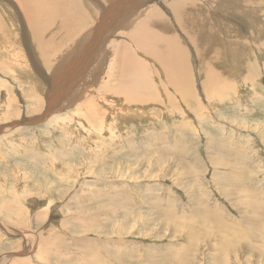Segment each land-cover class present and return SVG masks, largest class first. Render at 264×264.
<instances>
[{"label": "rangeland", "instance_id": "obj_1", "mask_svg": "<svg viewBox=\"0 0 264 264\" xmlns=\"http://www.w3.org/2000/svg\"><path fill=\"white\" fill-rule=\"evenodd\" d=\"M134 1L118 9L122 14L111 33L107 28V42L94 48L86 73L63 83L65 102L53 113L61 120L69 113V121L50 123L38 109L44 106L46 79L60 61L82 60L81 49L88 54V29L97 24L100 8L96 0H0V264H264V54L250 55L247 74L235 70L225 39L218 60L200 45L206 35L214 37L210 26L201 30L193 24L191 38L164 2L153 7ZM195 2L203 14L215 6V19L227 13L222 17L229 23L246 26L251 17L242 12L244 3L233 0ZM152 7L158 12L160 7L165 21L147 31L172 34L184 52L188 70L182 71L181 93L159 61L129 41L128 33ZM215 19L203 23L214 27ZM224 30L248 42L245 32L252 29ZM218 32L224 37L221 28ZM122 44L145 63L143 71L155 83L149 94L144 83L125 91L116 86L121 77L115 63L129 53ZM78 59L70 72L81 68ZM204 64L220 76L204 71ZM92 75L96 80L86 85L93 88L84 90L80 81ZM129 95L133 101L126 100ZM6 98L11 103L3 112ZM127 108L140 114L120 117Z\"/></svg>", "mask_w": 264, "mask_h": 264}, {"label": "bare ground", "instance_id": "obj_2", "mask_svg": "<svg viewBox=\"0 0 264 264\" xmlns=\"http://www.w3.org/2000/svg\"><path fill=\"white\" fill-rule=\"evenodd\" d=\"M102 1V0H101ZM130 1V3H132L133 2V0H113L111 3H110V1L109 2H107L106 3V5H104V4H102V3H99L100 1L99 0H96V2H97V5H98V7L100 8V12H99V19H98V21H97V24L95 25V26H90V29H88L89 31V35H90V38L88 39L89 40V42H88V44H87V46L86 47H84V46H80L81 48L82 47H84V48H87L88 49V54L86 53V49L84 50V49H81L80 50V54H79V56H80V58H82V60H79L78 58H76V60L78 59L80 62V64H79V66H81V68L79 67L78 69L76 68L75 69V67H74V69L73 70H71V72H70V69H71V67H73V66H76V64H75V57L73 58L72 56H70V58L69 59H66V60H64V61H60L58 64H57V66L56 67H54V69H53V71L51 72V74H50V76H49V78H47V76H46V80H47V84H45L43 87H45V86H47V90H46V93H45V101L44 102H42V103H44V106H42V104H40V107L38 108V109H40L39 110V112H41V113H43V115H44V118H42V120H44L45 118H47V117H49L50 116V120H49V122L50 123H58V122H61V123H65V121H63L64 120V117L68 120V119H70L69 117H68V115H69V113H65L64 112V114L65 115H67V116H64L63 117V120H61V117H58V116H54V113H53V111H55V110H59V107H57L59 104H62L63 102H65V101H62L63 99H65L66 97L64 96V98H62V95H63V92L64 91H61V88L63 87V83H69V82H71V81H77V78H78V76H79V74H80V72L82 71V72H85L86 73V71H87V69H88V67H89V64L90 63H88V62H91V60L93 59V53H95V52H97V47H98V45L100 44V41L101 42H107V41H105L106 40V37H107V33H108V31H107V28L109 29V31L111 30L110 29V27L113 25V24H115V21L119 18V16H120V13L122 12V11H120L119 13H117L118 12V9L119 10H121L120 8H122L123 7V5L125 4V3H128ZM140 2V1H143L144 2V0H135L134 2ZM212 2H213V0H211ZM235 3H237V4H242V3H244V5H245V7H242L244 10H242V12H245L246 13V15H249V16H251L252 17V19H250L251 17H247V18H245L246 19V26H244V22L243 23H241L240 21H233V23H229L230 21V19H228V21H227V19L225 20L222 16H228V14L227 13H225L226 12V9H223V12L225 13V14H221L220 15V19L218 18V19H215V17H216V12H217V9H216V7L215 6H213V7H211L209 10H208V12L209 13H205V14H203V11L202 10H199V7H197V3L195 2V0H170V2H168L167 0H145V2H150V3H152L153 4V7L155 6L154 4H156L157 6H160L163 2L170 8V13L171 14H173V17H174V19L176 20V22L178 23V26H179V28H182V30L183 31H185L186 32V34H188L189 35V37H194V33L191 31V26L194 24V25H198V26H200L202 29L201 30H204V28H205V26L206 25H208V27L212 30V31H209L208 29V34H209V32H213V35H214V37L213 38H211L210 36L208 37V35H206V38H205V40L203 41V42H201V44L200 45H203V47H208L209 49H210V56L213 58V60H218L219 58H221V55L222 54H220L222 51H221V48L219 47V43H220V41H222V40H224L225 39V43H226V49H227V55L229 56L228 58V61H229V63H230V66L232 67V68H234L235 70H236V68L235 67H238V68H242L243 69V71H246V74H247V68L249 69V67L251 66H249V62L251 63V61H249L248 62V58H250V55H253L252 57H255L256 55L257 56H261V55H263L264 54V52L261 50V49H263L264 50V47L263 48H259L258 46V44H262V43H264V32H263V36H262V33L261 32H259L260 30L261 31H264V21H262L261 20V23L259 22V18H258V14H260V12L262 13V11H261V9H263L264 10V0H233ZM23 2V1H22ZM90 2V1H89ZM94 2V1H93ZM215 2H216V0H215ZM214 2V3H215ZM54 3V2H53ZM59 3H61L60 1H59ZM109 3V4H108ZM50 4H52V3H50ZM90 4H92L91 2H90ZM134 4H136V3H134ZM96 5V4H95ZM101 5H103V6H101ZM29 6V5H28ZM54 6H55V3H54ZM62 6H63V4H62ZM146 6V5H145ZM191 6H193L194 8H192ZM17 7V6H16ZM58 7V6H57ZM57 7H55V8H57ZM92 7V6H91ZM95 7V6H94ZM109 7V9H107ZM132 7V6H131ZM130 7V8H131ZM152 7V10L147 14V16L144 18V19H142L139 23H138V27H137V29L135 30H132L130 33H128L129 34V38H130V42H131V44H132V46H134V48H135V46L136 47H138L139 48V50L142 52V53H145V55H149V56H151V57H153V58H156L158 61H159V63H160V65H162V68H163V70H164V74H165V76H166V79H167V81L171 84V85H173L174 87H175V89L179 92V93H181V90L183 91L185 88H184V83H182V71L185 69V66H186V60H185V55H184V52H182L181 51V45H180V43H179V41L177 40V38L176 37H174V36H172V34H168V36H166V37H163V36H158V35H154L153 33L151 34V33H149L147 30H148V28L150 27V25H152L153 23H155L156 21H158V20H160L159 22H162V23H164V18L161 16V14L159 13L160 12V7H159V12L157 11V9H156V7H155V10H154V8ZM167 7V8H168ZM260 7H262V8H260ZM44 9H45V7H43ZM60 8H61V6H60ZM158 8V7H157ZM21 9V8H20ZM58 9V8H57ZM132 9V8H131ZM47 10H49L48 8H47ZM53 9H51V11H52ZM25 11V10H24ZM99 11V10H98ZM128 11H130V9H128ZM162 11V10H161ZM12 12V11H11ZM10 12V13H11ZM27 12V11H26ZM48 12V11H47ZM50 12V11H49ZM125 12V11H124ZM136 12H137V10H136ZM135 12V13H136ZM27 13H29V12H27ZM26 13V14H27ZM112 13H114V17H112ZM125 13H127V12H125ZM147 13V12H146ZM122 14V13H121ZM241 14H243V13H241ZM256 15V17H253L254 15ZM43 15V14H42ZM42 15H40L39 14V17L40 16H42ZM212 15L214 16V19L216 20L215 22V24H217L218 26H219V28H221V30H223V33H224V37H220L219 35V32H218V27H217V31L215 30V28L214 27H216V26H212L214 23H212V24H209V23H203V21L204 20H207V18L209 17V16H211L212 17ZM218 15V14H217ZM258 15V16H257ZM30 16H33L32 14L30 15ZM46 16V15H45ZM54 16V15H53ZM34 17H36V16H34ZM59 17H60V15H59ZM106 17H107V19H109V21L107 20V23H105L106 22ZM25 19H26V17H24ZM46 18H48V17H46ZM61 18V17H60ZM114 18V19H113ZM172 18V17H171ZM230 18V17H229ZM243 18H244V16H243ZM23 21V20H22ZM27 21V20H26ZM37 21V20H36ZM35 21V22H36ZM44 21H45V19H44ZM51 21V20H50ZM46 22V21H45ZM112 22H114L113 24H112ZM26 23H29V24H31L30 22H26ZM49 23V22H48ZM158 23V22H157ZM28 24V25H29ZM43 24V23H42ZM50 24V23H49ZM249 24L251 25V26H249ZM27 25V24H26ZM32 25V24H31ZM51 25V24H50ZM52 25H54V24H52ZM165 25L166 26H168L167 25V23H165ZM117 26V25H116ZM26 27V26H25ZM30 27V26H29ZM33 27V26H32ZM46 27V26H45ZM248 28V29H252V30H248V31H246L245 33L247 34V36H250V38L249 39H247L248 40V42L246 41V40H244L243 41V39H245V38H243L242 40H239V39H237L234 35H226L225 34V30L224 29H226V30H228V31H231V30H238V29H244V28ZM1 28H2V26H1ZM47 29L48 28H52V27H46ZM31 29V28H30ZM129 29V28H128ZM155 29V28H154ZM32 30H34L35 31V29H32ZM38 30V29H37ZM40 30V29H39ZM105 30V31H104ZM31 31V30H30ZM51 31V30H50ZM28 33H30L29 32V29H28V31H27ZM33 32V31H32ZM32 32H31V34H32ZM112 32V30L110 31V33ZM44 33H45V31H44ZM87 33V32H86ZM222 33V32H221ZM26 34V33H25ZM31 34H30V36H31ZM38 35V33H35V35ZM54 34V33H53ZM52 34V35H53ZM57 34V33H56ZM87 34V35H88ZM29 35V34H28ZM35 35H33L35 38H36V36ZM42 35H43V33H42ZM42 35H40L39 36V38H38V40L42 37ZM55 35V34H54ZM84 35V34H83ZM33 36H32V38H33ZM46 36V35H45ZM44 36V37H45ZM48 36H49V34H48ZM47 36V37H48ZM99 36L101 37V36H103L102 38H99ZM243 36V35H242ZM246 36V37H247ZM38 37V36H37ZM47 37H46V41H47ZM50 37V36H49ZM89 37V36H88ZM109 37V36H108ZM51 38V37H50ZM54 38V37H53ZM82 38H84V37H82ZM28 39V38H27ZM31 39V38H30ZM29 39V40H30ZM221 39V40H220ZM41 40H45V38L44 39H41ZM41 40H40V42H41ZM52 40V39H51ZM81 40V39H80ZM87 40V41H88ZM50 41V40H49ZM85 41V40H84ZM254 41V42H253ZM34 42V41H33ZM43 42V41H42ZM41 42V43H42ZM48 42V41H47ZM35 43V42H34ZM38 43V42H37ZM61 43V42H60ZM81 43V42H80ZM84 43V42H83ZM104 43V44H105ZM109 43V42H108ZM258 43V44H257ZM43 44H45V43H43ZM48 44H49V42H48ZM52 44H53V42H52ZM56 44H58V43H56ZM71 44H73V43H71ZM75 44V43H74ZM250 44H251V46H253V44L255 45L254 47H250ZM42 45V44H41ZM50 45H51V43H50ZM64 45V44H63ZM101 45H102V43H101ZM110 45V44H109ZM222 45V44H221ZM39 46V45H38ZM37 46V47H38ZM44 46H46L47 47V49H49V51L51 50L50 48L51 47H49V46H47V43H46V45H44ZM53 46H54V44L52 45V49H56L57 50V47H55L54 46V48H53ZM104 46V45H103ZM114 46V45H113ZM119 46V45H118ZM122 46V48H123V51L122 52H129L128 54H125V53H123L121 56H120V58L117 60V62L118 63H115V65H117V66H115V68H117V69H115V71L117 72V73H119L120 74V77H121V79L120 80H118V82H116V86L118 87H120V89H122L123 91H125L124 90V88H128V87H130V89H131V85H132V89H133V87H135V85H137V86H140L141 84H143L144 83V89L146 90L147 89V92H148V94L151 92L150 91V89L148 88V87H150L151 89L152 88H154V85H155V83H154V85H153V80H151L150 79V77H148V75L147 74H145V72L143 71L144 69V62L142 63L141 62V60L140 59H138L136 56H135V54L133 53H131L132 51L129 49L130 47L128 46V44H122L121 45ZM263 46V45H262ZM3 47V46H2ZM35 47V46H34ZM60 47H63L62 45L60 46ZM59 47V48H60ZM78 47V46H77ZM96 47V49H94ZM105 47V46H104ZM109 47V46H108ZM183 47V46H182ZM225 47V46H224ZM44 48H42V50H43ZM46 49V48H45ZM45 49L43 50L44 52H47V51H45ZM43 51H41L42 52V54L44 53ZM48 51V52H49ZM76 51V50H75ZM75 51H73L72 50V52H74L75 53ZM100 51V50H99ZM255 51V52H254ZM40 52V53H41ZM61 52V51H60ZM59 52V53H60ZM63 52V51H62ZM65 52V51H64ZM68 52H71V51H68ZM10 53V52H9ZM51 53L53 54V52L51 51ZM56 53V52H55ZM69 54V53H68ZM70 54H72V53H70ZM97 54V53H96ZM95 54V55H96ZM41 55V54H40ZM44 55H45V53H44ZM64 55H65V53H64ZM72 55H75L76 56V54H72ZM255 55V56H254ZM10 56V55H9ZM43 56V55H42ZM48 56V55H47ZM61 56V55H60ZM63 56V55H62ZM62 56H61V58H62ZM50 57V56H49ZM65 57H67V53H66V56ZM78 57V56H77ZM45 58V57H44ZM227 58V57H226ZM237 59L239 60V62L238 63H242V66H239L238 65V63H237ZM258 60H259V58H258ZM85 61H86V63H85ZM255 60L253 59V62H254ZM206 62V64L207 65H209V67L210 68H212V65H210L207 61H205ZM252 62V63H253ZM257 62V61H256ZM56 63V62H55ZM120 63V64H119ZM262 63H263V61H262ZM78 64V63H77ZM83 64H85V69L83 68ZM254 64H255V62H254ZM256 64H258V63H256ZM255 64V65H256ZM56 65V64H55ZM113 65V64H112ZM207 65H205L204 64V66H203V69H204V71H207L209 74H212V75H215L216 76V79L220 76L219 75V73L216 71L215 72V69H211V70H208L207 69ZM119 66V67H118ZM253 66V65H252ZM82 68H83V70H82ZM203 69H202V71H203ZM251 69V68H250ZM187 70L188 69H186V70H184V71H186V73H187ZM234 70V71H235ZM155 71V70H154ZM251 71V70H250ZM111 72V71H110ZM79 73V74H78ZM114 73V72H113ZM184 73V72H183ZM189 73V72H188ZM48 74V73H47ZM76 74H78L77 76H76ZM152 74V73H151ZM84 75V74H83ZM82 75V76H83ZM105 75V74H104ZM110 75V74H109ZM186 76V75H185ZM92 79L91 80H86L85 78L84 79H82L81 81H80V85L83 87V89L84 90H87V89H89L90 90V88H93V87H90L89 85L87 86L86 84L87 83H91V82H93V81H95L96 80V77L97 76H94V75H92ZM108 77V76H107ZM159 78H161V77H159ZM188 78V77H187ZM205 78V77H204ZM214 78V77H213ZM115 79V77L113 78V80ZM165 79V80H166ZM107 80V79H106ZM110 80H112V79H110ZM110 80H108V82L110 81ZM112 80V81H113ZM188 80H189V78H188ZM206 80H207V78H206ZM79 81V80H78ZM183 81H185V80H183ZM197 81V80H196ZM107 82V83H108ZM148 82V83H147ZM187 82V81H186ZM105 83V82H104ZM110 83V82H109ZM106 84V83H105ZM118 84V85H117ZM156 84H157V82H156ZM166 84V83H165ZM213 84V83H212ZM42 85V84H41ZM67 85V84H66ZM86 85V86H85ZM93 85V84H92ZM91 85V86H92ZM103 85V84H102ZM101 85V86H102ZM107 85V87H109V89H113V86H110L109 84H106ZM106 85L104 86V87H106ZM162 86H164L163 84H161ZM186 85H188L189 86V84H186ZM100 86V87H101ZM169 86V85H168ZM65 87V86H64ZM160 87V86H159ZM205 87V83H204V86H203V88ZM79 88H81V87H79ZM97 88V87H96ZM136 88V87H135ZM142 88V87H141ZM156 88V87H155ZM163 88H165L166 90H165V93H167V87H163ZM187 88V87H186ZM195 88V87H194ZM205 88H207L208 89V86H207V83H206V87ZM39 89H40V87H39ZM99 89V88H98ZM206 89V90H207ZM156 90V89H155ZM204 90V89H203ZM97 91V90H96ZM130 91V90H129ZM157 91H159V90H157ZM218 91H219V89H218ZM44 92V91H43ZM84 92H86V91H84ZM91 92H92V89H91ZM137 92V91H136ZM139 92V91H138ZM143 92V91H142ZM177 92V93H178ZM186 92H188V94L190 93L189 92V89H187L186 90ZM210 92H213V91H210ZM20 93V92H19ZM169 93V92H168ZM209 93V92H208ZM30 94H31V92H30ZM138 94V93H137ZM148 94H139L141 97H146V96H148ZM71 95V97L73 98V96H74V94H70ZM70 95H68V96H70ZM91 95V94H90ZM93 95V94H92ZM138 95V96H139ZM153 95V94H152ZM187 95V93L184 95V96H186ZM212 95V94H211ZM80 96V95H79ZM139 96V97H140ZM169 96V95H168ZM189 96H191V94L189 95ZM22 97V96H21ZM30 97H31V95H30ZM29 97V98H30ZM33 97V96H32ZM62 98V99H61ZM131 99L132 98V96L131 95H129V97L126 99V100H128V99ZM153 98H155L154 96H153ZM196 98V97H195ZM82 99V98H81ZM86 99V98H85ZM129 99V100H130ZM134 99H135V94H134ZM134 99H131L132 101L134 100ZM157 99H158V97H157ZM191 99H193L192 97H191ZM197 99V98H196ZM140 100H142V99H140ZM199 100V99H198ZM5 101H6V104H4L5 106L4 107H2L1 109L3 110V112H4V109H8L9 108V105H10V103H11V100H10V102H9V98H6L5 99ZM62 101V102H61ZM82 101V100H81ZM90 101V100H89ZM88 101V102H89ZM144 101H146V100H144ZM86 102V101H85ZM91 102V101H90ZM84 103V102H83ZM111 103V102H110ZM80 104H81V102H80ZM198 104V103H197ZM39 105V104H38ZM85 105V104H84ZM93 105V104H92ZM3 106V105H2ZM64 106V105H63ZM126 106V105H125ZM195 106V105H194ZM201 106V105H200ZM77 107V106H76ZM197 107V106H196ZM43 108V109H42ZM109 108V107H108ZM112 108V107H111ZM14 109V108H13ZM63 109V108H62ZM69 109V108H68ZM119 109V108H118ZM1 110V111H2ZM29 110V109H28ZM31 110V109H30ZM29 110V111H30ZM67 110V109H66ZM32 112H34L35 111V109H32L31 110ZM36 111H37V109H36ZM49 111H52V112H49ZM119 111V110H118ZM122 111V110H121ZM121 111H119L118 112V115L120 116V117H123V118H128V117H130L131 115H135L136 113H138V114H140L138 111H137V109H132V108H127V110L125 109V111H124V113H122ZM8 112V111H7ZM6 112V113H7ZM38 112V113H39ZM11 113V112H10ZM17 113L19 114V111L17 112L16 111V113H14V115H17ZM52 114V115H51ZM62 115H64L63 113H61ZM116 114H117V112H116ZM144 114V113H143ZM36 117H34V119H36V121H37V119H39L40 117L38 116V115H35ZM60 116V115H59ZM116 116V115H115ZM138 116H140V115H138ZM68 117V118H67ZM137 117V116H136ZM115 118V117H114ZM117 118V117H116ZM125 118V119H126ZM31 119V118H30ZM89 119V118H88ZM46 120V119H45ZM29 121V120H28ZM69 121V120H68ZM90 121V120H89ZM68 124H69V122H68ZM101 124V123H100ZM99 124V125H100ZM112 124V123H111ZM90 125H92V124H90ZM6 127V126H5ZM101 127V126H100ZM66 128L68 129V127L66 126ZM92 128V127H91ZM3 129V128H2ZM82 129V128H81ZM112 129H113V127H112ZM111 129V130H112ZM90 130V129H89ZM95 131V130H94ZM6 132V131H5ZM68 132V131H67ZM70 132V135H71V131H69ZM98 132H100V131H98ZM102 132V131H101ZM3 133V132H2ZM21 133V132H20ZM68 135V134H67ZM72 136V135H71ZM70 137V136H69ZM79 137V136H78ZM4 138V137H3ZM74 138H76L75 137V135H74ZM113 157V156H112ZM220 158V157H219ZM222 159V158H221ZM185 171V170H184ZM24 209V208H23ZM264 219V218H263ZM259 225V224H258ZM259 228V227H258ZM258 232V231H257ZM251 233V232H250ZM253 233V232H252ZM261 235V234H260ZM257 236V235H256ZM29 238V237H28ZM30 239V238H29ZM252 239V238H251ZM31 240V239H30ZM250 240V239H249ZM253 240V239H252ZM257 240V239H256ZM251 243V242H250ZM263 244V243H262ZM264 247V246H263ZM249 255V254H248ZM253 255V254H252ZM91 256V255H90ZM260 258H261V256H260ZM1 261H2V259H1ZM92 262V261H91Z\"/></svg>", "mask_w": 264, "mask_h": 264}]
</instances>
